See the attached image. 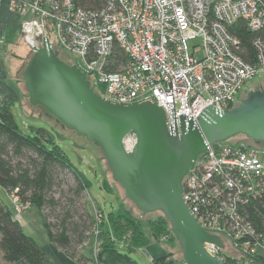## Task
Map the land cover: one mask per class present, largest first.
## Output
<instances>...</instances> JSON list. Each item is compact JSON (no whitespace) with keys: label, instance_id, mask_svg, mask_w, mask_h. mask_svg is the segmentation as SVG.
<instances>
[{"label":"built area","instance_id":"2783aa9c","mask_svg":"<svg viewBox=\"0 0 264 264\" xmlns=\"http://www.w3.org/2000/svg\"><path fill=\"white\" fill-rule=\"evenodd\" d=\"M7 1L23 18L34 52L49 37L54 49L69 52L74 65L90 72L91 87L111 102L155 103V94L169 126L175 110L177 121L183 113L197 120L211 104L232 110L255 90L250 80L264 74V42L256 39L257 59L249 62L229 30L241 19L251 31L263 30V0H107L95 11L74 0ZM197 37L191 50L188 41ZM227 143L210 145L197 158L184 176L183 199L207 232L219 235L224 246H205L222 264H264V231L248 215L249 205L264 195V150L247 141ZM90 264L100 263L96 258Z\"/></svg>","mask_w":264,"mask_h":264},{"label":"water","instance_id":"95a60500","mask_svg":"<svg viewBox=\"0 0 264 264\" xmlns=\"http://www.w3.org/2000/svg\"><path fill=\"white\" fill-rule=\"evenodd\" d=\"M86 72L90 73L78 62L72 65L62 60L49 37H43L42 47L35 49L23 71L30 103L44 107L100 147L113 179L139 211L165 215L181 244L183 263L222 264L205 243L224 244L219 235L207 232L197 221L183 199L182 182L210 145L227 143L224 141L239 134L264 145V89L248 92L232 110H219L211 104L197 120L191 113H183L177 121L173 95L175 124L169 126L155 94L151 95L155 103L138 102L144 99L114 103L94 91ZM169 85L173 90L172 80ZM130 134L137 138L134 154L125 146Z\"/></svg>","mask_w":264,"mask_h":264},{"label":"trees","instance_id":"16d2710c","mask_svg":"<svg viewBox=\"0 0 264 264\" xmlns=\"http://www.w3.org/2000/svg\"><path fill=\"white\" fill-rule=\"evenodd\" d=\"M106 1L74 0V3L83 9L95 11L102 9ZM229 30L241 42L238 51L240 55L254 63L257 59L254 42L256 39L264 42V29L251 31L241 19L234 22ZM45 115L49 118L54 116L49 111ZM55 122L64 125L56 117ZM27 126L30 130L24 133L10 108L0 107V185L15 194L21 204L36 207L42 216L49 239L67 255L75 258L80 253V246L88 240L97 224L94 216L86 209L83 211L80 204L91 182L70 161L49 129ZM134 153L135 150L131 154ZM248 208L249 218L260 231H264V195ZM100 220V243L97 252L99 263L137 264L130 252L150 243V238L143 230L142 219L120 204L119 210L110 212ZM148 223L156 237L166 233L170 235L171 241L178 242L163 213L157 218L149 219ZM0 236V249L8 264H56L25 232L19 219L1 198ZM116 238L119 242L123 241L128 253L119 250ZM182 261V257L176 262L166 254L156 259L155 263L176 264Z\"/></svg>","mask_w":264,"mask_h":264},{"label":"rangeland","instance_id":"374dc122","mask_svg":"<svg viewBox=\"0 0 264 264\" xmlns=\"http://www.w3.org/2000/svg\"><path fill=\"white\" fill-rule=\"evenodd\" d=\"M50 36L54 42V34H51ZM200 39V37H197L194 41H188L191 50L193 43L200 42ZM24 47L26 50L29 49L26 45H24ZM55 49L59 52V56L62 60L68 64L74 65L75 59L72 54L65 50H60L58 47H55ZM30 51L31 56L34 53L31 47ZM196 54L202 55L201 52H197ZM21 72L20 76L22 77ZM250 84L254 87V89H264V74L255 76L254 79L250 80ZM245 93V90L241 93V99L244 98ZM25 95L26 105L31 108V113H33L34 116H25L22 113V108L14 110L22 131L24 133L29 132L30 129L27 125L45 127L49 129V131L53 134L55 141H57V143L61 146L74 166L82 171L90 180V187L80 202L83 211L86 209L87 212L94 216L98 223L101 217H107L110 212L119 210L121 204L124 208L131 210L136 214V216H139L142 219V223H144L143 230L150 238V243L146 249L148 253L141 248L130 252V256L133 257L137 264H156L154 259L162 254H168L170 259L175 260L176 262L180 261L181 257H183L181 244L177 241H171L170 235L166 233H162L159 238L156 237L151 231L150 223H148L149 219L159 217L162 212H152L142 215L135 204L127 198L126 191H124L120 183L113 179L112 169H110V166L100 147L93 142H90L87 138L79 136L76 131L69 129L67 126L60 123L57 124L54 116L50 118L47 117L45 114L48 111L44 107H39V105L32 107L33 105L29 101L27 90H25ZM19 112H21L23 117L20 116ZM45 119L49 121L51 126L47 122L45 123ZM136 139V134H130L126 138L125 146H127L131 153L135 150ZM240 140L245 142L247 141L256 147L258 146L261 150H264L263 143H256L248 136L242 134L235 135V137L228 139L227 142L235 143ZM261 157L264 160V154H261ZM0 198L8 205L12 214L16 218L18 217L25 232L38 243L43 251L51 256L56 264H90L96 258L98 259L97 252L100 241L99 236L93 232L95 228L91 231L88 240L80 246V253H78L77 257L72 258L49 239L43 224L42 216L36 207H32L29 204H21L15 194L6 191L1 185ZM19 208L21 210H19ZM45 212L48 211L45 210ZM18 214H20V216H18ZM117 239L118 238H116V240ZM117 242L119 250L123 253H128L129 250L127 247H124L125 244L123 241L119 242V240H117ZM226 252H233L229 245H227ZM0 264H8L3 259L1 249Z\"/></svg>","mask_w":264,"mask_h":264},{"label":"crops","instance_id":"0c3cea01","mask_svg":"<svg viewBox=\"0 0 264 264\" xmlns=\"http://www.w3.org/2000/svg\"><path fill=\"white\" fill-rule=\"evenodd\" d=\"M28 47L29 51L24 47ZM31 51L28 42L23 35V18L11 10L7 0L0 1V107L7 106L14 110L22 108V113L31 115V108L26 105V84L23 71L30 60ZM29 58V59H28ZM22 70V72H21ZM20 72L22 77L20 76ZM36 107V106H32ZM20 116H22L21 112ZM48 117V116H47ZM49 123L45 119V123ZM51 126V124H50ZM146 247H141L148 253ZM162 254L155 258H162ZM152 258V257H151Z\"/></svg>","mask_w":264,"mask_h":264}]
</instances>
